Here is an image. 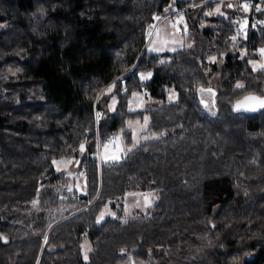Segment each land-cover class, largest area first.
<instances>
[{
  "label": "trees",
  "instance_id": "16d2710c",
  "mask_svg": "<svg viewBox=\"0 0 264 264\" xmlns=\"http://www.w3.org/2000/svg\"><path fill=\"white\" fill-rule=\"evenodd\" d=\"M191 3L0 0V264H264V108L234 110L264 95V69L250 63L264 24L234 41L238 3H222L225 15ZM186 6L192 28L216 25L207 43L148 51L147 26ZM144 88L150 104L130 109ZM145 117L148 137L99 166L97 128L131 144L129 122ZM64 156L87 167L86 193L56 169ZM136 191L158 199L123 218ZM107 204L114 214L100 220Z\"/></svg>",
  "mask_w": 264,
  "mask_h": 264
},
{
  "label": "rangeland",
  "instance_id": "374dc122",
  "mask_svg": "<svg viewBox=\"0 0 264 264\" xmlns=\"http://www.w3.org/2000/svg\"><path fill=\"white\" fill-rule=\"evenodd\" d=\"M224 2H216L212 8L209 9L207 14L214 13H221V14H227L225 8H223ZM174 11V10H173ZM196 16V14H195ZM157 20L154 21L156 23ZM154 23H150V25H153ZM148 27V26H147ZM206 27L215 28L216 25L214 23L206 22L205 20H201L198 23V29L192 28L187 20V17L183 21H175L171 15L164 14L161 16L160 19H158V26L156 31L153 33V35L150 37V35L147 33V43L146 47L147 50L150 52H165V51H173L177 50L179 48H182L184 46H195L198 42L199 44H206V38H203L202 31ZM248 30L238 27L236 23L235 32L232 34V38L235 41L238 39V37H246ZM158 49V50H153ZM264 49V45L260 46L258 48L257 57L252 58L250 60V63L252 64L253 68L255 69H261L260 65H264V54H261L260 50ZM241 51L243 54L246 53L245 48H241ZM211 61H215L216 56L209 57ZM264 69V68H263ZM147 74V73H146ZM220 78V73L217 72L212 76V83L216 84L217 81ZM112 86V85H111ZM110 86H106L103 88V91L105 93H109L108 88ZM211 89V88H208ZM207 89V90H208ZM201 90L200 93L204 94L205 98L211 99V94H209V91ZM111 92V91H110ZM143 90L142 91H135L130 98L129 107L132 110L145 108L150 104L149 97L147 96ZM113 97L115 100L113 101ZM111 99V106L114 107V104L117 102V98L113 96ZM177 98V91L174 89H171L169 91L168 101H173ZM215 105H210V110H215ZM138 121V120H137ZM137 121H131V127L134 130L133 137L135 135V139L133 138V142L131 144H128L126 142V138H124V132L119 131L115 136L112 137V145L108 146H102L101 148V155L98 157L99 159V166L101 165L102 161H109L113 160L110 159V157L117 156L119 157L116 160L122 159V157L125 155V153L133 147V145L137 144L139 141L145 139L148 137L147 133V124L145 125L144 122L137 123ZM154 136V135H151ZM108 137V136H107ZM120 137L119 140H115L114 138ZM56 169L59 170L64 174V177L66 178L69 187L70 188H76L81 193H86L87 191V179L85 174L87 173V167H82V169L78 168L76 166V158L75 156H64L61 158H58L55 160ZM69 177V178H67ZM145 195H147V202L145 200ZM158 199V195L155 192H146V191H136V192H130L127 193L122 197L123 201V218H130L134 217L137 214L143 213L146 211L147 207H150L153 203H155ZM92 202V201H91ZM89 204V203H88ZM113 208L110 204H107L104 208V210L99 215V219H104L107 215H113ZM86 251L89 250L91 245L88 241L84 242ZM153 260H141L137 259L133 256L129 258V260L123 264H153Z\"/></svg>",
  "mask_w": 264,
  "mask_h": 264
},
{
  "label": "built area",
  "instance_id": "2783aa9c",
  "mask_svg": "<svg viewBox=\"0 0 264 264\" xmlns=\"http://www.w3.org/2000/svg\"><path fill=\"white\" fill-rule=\"evenodd\" d=\"M192 3L190 6H195L197 4H203L206 2H230L235 1L238 3V17H237V25L240 28L243 29H253L256 27H259L264 24V4L263 0H191ZM182 7V8H176L174 11L168 13V15H171L175 21H183L186 17V10L190 7ZM154 23V22H153ZM151 26V27H150ZM158 26V20L153 25H148L147 33L150 35V37L153 35V33L156 31ZM143 91L148 94L147 88H144ZM100 114V113H99ZM100 116V115H99ZM117 133H113L112 135L108 137H102L98 131H96L95 134V140H96V146H97V152L96 155L100 157L102 151V146H108L112 145V137L115 136ZM87 135H90V132H87Z\"/></svg>",
  "mask_w": 264,
  "mask_h": 264
},
{
  "label": "snow or ice",
  "instance_id": "6c2138e0",
  "mask_svg": "<svg viewBox=\"0 0 264 264\" xmlns=\"http://www.w3.org/2000/svg\"><path fill=\"white\" fill-rule=\"evenodd\" d=\"M151 27V26H150ZM153 50H158V49H153ZM261 54H264V49H261L260 50ZM261 68H264V65H260ZM152 75V73H147V74H144V73H141V79L142 80H145V79H148L150 78ZM237 87H244L243 84H237ZM112 90V86H110L108 88L107 91H111ZM203 91V89H202ZM207 91L211 92L212 90L211 89H208ZM115 100V98L113 97V101ZM244 108L245 110H251V111H255L257 107H261V108H264V98L262 97H258V96H246L244 97L243 101H238L236 106H235V110L239 111L241 108ZM99 113H97V117H99ZM147 120L148 118L145 117L144 118V124L146 125L147 124ZM137 123H139V121H137ZM131 124L132 122H129V127H131ZM135 139V135L133 137ZM115 140H119L120 137H116L114 138ZM134 146V145H133ZM83 148V146H81ZM130 150V149H129ZM119 157L117 156H113V157H110V159H113V160H116L118 159ZM145 200L147 202V195H145ZM87 258V257H85Z\"/></svg>",
  "mask_w": 264,
  "mask_h": 264
},
{
  "label": "water",
  "instance_id": "95a60500",
  "mask_svg": "<svg viewBox=\"0 0 264 264\" xmlns=\"http://www.w3.org/2000/svg\"><path fill=\"white\" fill-rule=\"evenodd\" d=\"M246 96H258V97H262V98H264V95H261V94L256 93V92H250V93H247V94H245L244 96H242L241 98H239V99H237V100L235 101V104H234V110H235V106H236L237 102H238V101H243L244 97H246ZM214 101H215V99H214ZM203 103H204V105H208L209 100L204 99V100H203ZM262 109H263V108H261V107H257L255 111H251V110H245V109L242 107L239 111H237V110H235V111H236V112H245V113H256V112H259V111L262 110Z\"/></svg>",
  "mask_w": 264,
  "mask_h": 264
},
{
  "label": "bare ground",
  "instance_id": "6f19581e",
  "mask_svg": "<svg viewBox=\"0 0 264 264\" xmlns=\"http://www.w3.org/2000/svg\"><path fill=\"white\" fill-rule=\"evenodd\" d=\"M235 1H230L229 3H234ZM224 3H227V2H224ZM235 3H237V2H235Z\"/></svg>",
  "mask_w": 264,
  "mask_h": 264
}]
</instances>
